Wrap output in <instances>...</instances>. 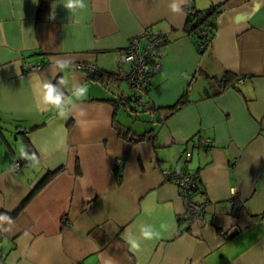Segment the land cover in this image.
Here are the masks:
<instances>
[{"label":"crops","instance_id":"obj_1","mask_svg":"<svg viewBox=\"0 0 264 264\" xmlns=\"http://www.w3.org/2000/svg\"><path fill=\"white\" fill-rule=\"evenodd\" d=\"M38 2L0 0V213L12 214L56 172L0 225V264H264V0H175L181 13L170 10L174 0H88L72 14L53 0L47 19H38ZM212 4L221 12L200 50L185 8ZM147 28L166 39L145 96L151 110L138 126L119 104L117 84L127 82L104 87L76 64L126 70L119 56ZM68 58L74 63L60 75L86 83L88 93L65 119L37 109L36 97L38 78L55 81L54 61ZM226 72L232 79L222 84ZM186 90L187 101L166 117ZM147 129L153 139L132 137ZM25 139L40 163L12 173ZM167 166L199 176L204 193L195 199L206 203V221L179 219L184 204L164 179ZM138 222L161 236L133 253L121 234Z\"/></svg>","mask_w":264,"mask_h":264},{"label":"built area","instance_id":"obj_2","mask_svg":"<svg viewBox=\"0 0 264 264\" xmlns=\"http://www.w3.org/2000/svg\"><path fill=\"white\" fill-rule=\"evenodd\" d=\"M186 13H192L191 5H187ZM165 35L157 29L147 28L140 35L131 39L130 45L123 50L119 56L118 64L120 67L127 66L126 70H119L118 76L127 82L132 95L131 104L135 107L148 108L149 102L145 100L147 87L151 83L152 77L160 68L159 48L164 43ZM43 66L42 63H27L26 69L34 70ZM76 68L82 70H97L91 65L77 63ZM209 139H201L199 144L202 147L209 145ZM189 153H186V157ZM114 167H120V160L116 159ZM21 163L14 160L10 166L12 173H17ZM164 179L172 182L177 188L180 198L184 204L181 218L185 223L194 221H206L204 212L206 203L194 197L196 182L191 172L180 170L178 167L167 166L162 170Z\"/></svg>","mask_w":264,"mask_h":264},{"label":"clouds","instance_id":"obj_3","mask_svg":"<svg viewBox=\"0 0 264 264\" xmlns=\"http://www.w3.org/2000/svg\"><path fill=\"white\" fill-rule=\"evenodd\" d=\"M36 2V0H35ZM63 7L70 13H77L88 7V0H63ZM183 3L174 2L169 5L170 10L173 13L183 12ZM54 19V13L50 17ZM74 61L68 59H56L54 61V67L57 70L56 80L53 82L51 79H47L43 76L38 78V92L36 97V107L40 110H55L56 114L61 118H67L70 115V107L74 105V101H83L88 93V85L80 82L72 83L66 75H60L65 73L73 65ZM81 114L82 110H81ZM19 158L30 161L34 164L40 163V157L36 152L28 150L27 146H21L19 149ZM153 208L146 209L148 214H151ZM12 218L6 213H0V225L11 224ZM169 225L162 224L160 229L168 230ZM7 231V229H5ZM161 231L156 226L144 222H138L136 231H129L124 229L121 234V239L128 246V250L133 253H139L142 250V243L147 241H154L159 239ZM104 264H109L108 260H105Z\"/></svg>","mask_w":264,"mask_h":264},{"label":"trees","instance_id":"obj_4","mask_svg":"<svg viewBox=\"0 0 264 264\" xmlns=\"http://www.w3.org/2000/svg\"><path fill=\"white\" fill-rule=\"evenodd\" d=\"M52 1L53 0H39L37 7L38 19L48 18L50 5ZM220 7H221L220 4H212L205 10H198L192 7L193 12L186 13V25H185L186 30L195 35L200 50H203L204 48H206L211 44L216 28V17L219 14V12H221ZM85 72L87 73L88 81L99 83L104 87H108L113 83L115 84V82L120 81L121 79L118 76V73L109 72L101 69L99 70L86 69ZM231 79H232L231 74L226 72L224 76L218 79V81L222 84H227ZM149 88H150V84L146 89L147 92L149 91ZM186 94H187V90L184 91L181 94V96L172 105L168 106L167 108H164L166 110V115H165L166 117H169L172 113H174L177 109H179V107H181V105H183L187 101ZM118 98H119V104L125 108V110L130 114V116L132 115L134 120H140V119L142 120L143 117L142 114L146 111L151 110V107L141 108V107L133 106L131 104V99H132L131 92L128 96H123L120 94ZM147 130H145L144 134H139V135L132 134V137H137L136 141H141L143 139H153L154 133L152 132V130H148V131ZM24 145L27 146L29 151L35 152L30 142L27 141L26 139L24 141ZM18 160L20 161L21 164L29 162L23 159H18ZM183 171L190 172L186 169H184ZM55 172L56 171L46 173L42 177V179L37 183V185L30 191V193L22 200V202L18 205V207L14 210V212L12 214L9 215L7 214V215L11 217L15 216L18 213V211L21 210L22 207L28 203L31 197L52 178ZM192 174L194 175V180L196 182L194 197L195 194L202 195L204 193V189L201 186V180L199 179V176H197L195 173ZM179 219L183 221L181 216Z\"/></svg>","mask_w":264,"mask_h":264},{"label":"rangeland","instance_id":"obj_5","mask_svg":"<svg viewBox=\"0 0 264 264\" xmlns=\"http://www.w3.org/2000/svg\"><path fill=\"white\" fill-rule=\"evenodd\" d=\"M118 85H119V86H118ZM117 86H118V87H116V90H117L118 93H122L123 95L128 96V94H129V88H128L127 84H125V83H119V84H117ZM120 116H123L121 111H120L118 117L120 118ZM131 116H132V115H131ZM119 118H118V119H119ZM125 118H126V117H125ZM130 122H134V120H133V119H130ZM146 122H147V121H145V120L142 119V120H140V121L138 122V126H139V125H144ZM9 131L12 132L14 135H16V133L14 132L13 129H10ZM14 135L12 136V139L14 138ZM13 141H14V140H13Z\"/></svg>","mask_w":264,"mask_h":264}]
</instances>
